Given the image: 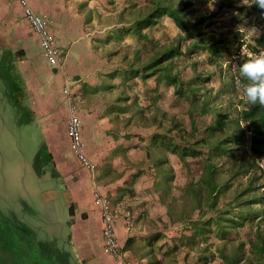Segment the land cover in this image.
I'll use <instances>...</instances> for the list:
<instances>
[{"label":"rangeland","instance_id":"rangeland-1","mask_svg":"<svg viewBox=\"0 0 264 264\" xmlns=\"http://www.w3.org/2000/svg\"><path fill=\"white\" fill-rule=\"evenodd\" d=\"M30 1L35 12L46 18L55 39L60 34L62 44L67 48L61 47L63 70L57 71L42 57L20 6L14 0H0V46L6 44L11 49L21 46L28 61L27 65L20 67L27 85L25 101L19 96L12 98V88L0 69V264H52L50 259H46L49 253L57 259L64 257L63 264H84L74 250L71 228L75 216L78 219L84 214L85 218L81 219H86V214L96 208L89 175L78 165L69 150L66 126L71 109L81 122L86 154L96 166L95 184L107 196L116 215L118 248L126 263L221 264L217 250L224 248L226 253H230L233 246L239 244H242L245 258L252 256L249 241L257 226L264 230L262 218L229 229L224 239L222 235L210 234L199 237L204 240L202 243L189 240L191 221L194 220L188 213L184 214L190 204L187 200L182 201L181 189L200 177L201 158L186 159L184 162L176 157L169 158L168 164L159 168L172 177L164 200L158 198L154 185L151 186L155 177L149 175L138 177L132 185L131 195L124 193L123 196L120 193L123 181L130 182L135 172L131 167L132 162H139L135 156L142 158L148 153L150 159L159 160L157 148L148 149L151 135L166 134L168 125L165 124L171 116H175L176 122L182 127L190 126L186 113L188 103L178 98L171 86L158 82L156 77L147 80L135 77L124 81L119 75L126 66L123 54L126 53L130 58L135 49L141 51L142 57L145 56L136 36L124 30L130 27L131 16L135 13L137 17L150 5V0ZM190 1L193 6L189 11L215 16L213 24L204 29L205 33L214 38L225 35L228 51L221 58L216 57L213 65L208 62L209 56L203 51L174 61L181 81L198 75L209 78L202 79L204 85L198 83V86L203 91L212 88L207 96H213L219 88L228 84L230 76L235 75L232 63H237L242 56L249 58L255 54L252 47L256 37L250 35L247 29L256 26L262 33L264 25L261 26L256 16L248 10L252 0ZM193 13L189 15L191 20ZM157 22L143 33L162 44L170 43L179 34L170 18L163 16ZM229 32H241L242 45L235 43ZM190 41L182 43V50ZM116 70L119 74L113 79L107 77ZM66 82H69L71 103L63 94ZM102 82L113 87L105 89L101 86ZM241 94L238 90L239 98ZM227 95L230 99L223 97L214 105L219 108H227L230 103L236 105L235 95ZM116 97L129 98V101L120 104L126 108L124 112L112 111L111 105ZM19 105H25L29 115H24ZM162 113L164 125H153V116L160 120ZM194 120L202 126L204 121L209 122L210 117L198 119L195 116ZM47 127L54 132L52 144L46 142ZM125 135L130 138L125 139ZM122 148H125L126 153L122 152ZM239 155L249 157L244 150H240ZM262 164L259 163L260 166ZM217 166V181L227 185L218 205V209H221L235 190L245 185V178H232L228 173L229 166L221 161ZM109 168L110 172H114L113 177L124 171L123 178L113 180L111 173L108 174ZM263 184L264 179H261L258 186ZM258 194L264 195V189L260 188ZM167 204L172 207L169 210L172 216L169 215ZM204 207L194 213L193 219L203 213V218L210 216L211 212L205 213ZM181 214H184L182 220H176ZM118 220L124 222L129 236L127 239L135 240L130 244L131 252H123L126 241L121 244L118 238ZM126 220L130 221L129 227L125 224ZM138 222L139 235L134 227ZM21 229L27 230L28 235L24 231V236ZM55 232L56 237H51ZM55 238L60 244L50 245L51 241L55 242ZM100 241L101 263L114 264L112 258L103 251L101 230ZM149 241L152 243L147 245ZM174 247L177 248L172 252ZM135 248H138V252H135ZM204 250L205 258L200 260Z\"/></svg>","mask_w":264,"mask_h":264},{"label":"trees","instance_id":"trees-1","mask_svg":"<svg viewBox=\"0 0 264 264\" xmlns=\"http://www.w3.org/2000/svg\"><path fill=\"white\" fill-rule=\"evenodd\" d=\"M192 6L190 0H150V5L144 11H141L137 17L134 13L129 21L130 27L124 32L136 36V39L142 45L145 56L142 57L141 51H135V49H133L130 58L126 53L123 54V60L126 62L123 71L121 70L122 72L119 74L116 70L115 73L108 74L107 77L113 79L117 73L124 81H129L135 77H139L141 80L156 77L158 82H164L166 85L171 86L175 95L188 103L186 113L190 119V126L188 128L182 127L180 123L176 122L175 116H171L165 124L168 125L166 134L155 133L151 135L148 149L156 147L159 160H154L152 157L150 159L149 154L146 153L136 164L132 162L131 167L135 172L131 176L130 182L123 181L124 186H122L120 193L123 196L124 193L131 195L133 193L132 185L138 177L149 175L151 178L155 177L151 186L154 185L158 198L164 200L168 195L170 188L168 183L170 184L172 177H168L169 174L160 171L159 168L168 164L169 158L176 157L181 162L186 159L201 158L200 177L195 182H188L181 189L182 201L187 200L190 204L184 214L188 213L187 215L192 216V220H194L191 221L192 233L189 240L194 239L198 244L204 241L199 237L215 234L216 236L222 235V239H224V236L229 233V229L238 228L243 226L244 223L257 218L264 219V195L258 194L260 188L264 189V184L258 186L259 181L264 179V106L248 104L242 99V94L239 98L237 91L239 90L242 93L244 81L237 72L234 76H230L228 84L219 88L213 96H207V93H211L213 90L212 88L203 91L198 86V83L204 85L202 79L209 78H202V75H198L189 78L185 82L179 79V70L174 61L176 58L192 56L203 51L209 56L208 62L213 65L216 62V57L221 58L228 51V44L224 40L225 35L214 38L207 36L205 33L204 29L213 24L212 19L215 16L213 14L193 13V11L188 10ZM239 10L241 11V9ZM248 10L256 16L260 25L263 26L264 18L260 16V10L255 4H251ZM192 13L193 18L191 20L189 15ZM163 16L170 18L179 31L176 38L167 44L159 43L153 37L143 33V31L158 23V19ZM229 34L233 37L235 43L242 45L243 35L241 32H229ZM185 40L191 41L182 50V43ZM253 43V52L264 51V30L259 38L253 40ZM245 59L247 58L242 56L237 63ZM101 86L105 89L113 87L106 86L104 82ZM97 90L98 87L95 88V91ZM228 93L235 95L236 105L230 103L227 108H219L214 105L223 97L230 99ZM127 101H129L128 97H116L111 105L112 111L124 112L126 108L120 106V104ZM238 106L241 108H238ZM195 116L198 119L207 116L210 117V120L209 122L204 121L201 126L198 123L196 124ZM161 117L158 120L156 116H153L151 123L161 127L164 125L163 113ZM124 138L128 139L130 137L125 135ZM240 150L247 152L249 157L243 158L239 155ZM122 152L126 153L125 148H122ZM47 155L50 158V154L47 153ZM212 159L217 161L214 162ZM219 161L229 166L228 173L231 174L232 178H245V185L241 189H236L221 209H218V205L220 204V198L227 190V185L226 183L220 184L217 181V163ZM260 162H263L262 166L259 165ZM109 172L110 168L108 174ZM110 173L113 180L114 178L120 180L124 176V171L120 172L117 177L112 176L114 172ZM112 179L110 178V180ZM162 183L164 184L162 185ZM164 185L166 187L163 188ZM202 207L206 209L205 213L211 212L210 216L203 218V213L199 218L193 219L194 213ZM167 208L169 211L172 207L167 204ZM70 211L72 212L71 209ZM169 213L172 216L170 211ZM184 214L175 216V219L182 220ZM21 231L23 230L21 229ZM24 231L27 230L24 229ZM24 231L21 233L23 234ZM26 234L28 235V233ZM26 234L23 235L26 236ZM134 242L135 240L132 238L127 239L123 246V252H131L130 244ZM147 243V245H150L149 243L152 242ZM35 245L37 246V244ZM239 245L233 246L230 253H226L224 248L217 250L221 264H264L263 229L257 226L253 238L249 241L252 256L245 258L242 244ZM176 248H172V252ZM135 252H138V248H135ZM205 252L206 250L200 254V260L205 258ZM49 255L46 259H50L52 264H61L60 260H65L64 257L57 259L56 256L53 257L50 253Z\"/></svg>","mask_w":264,"mask_h":264},{"label":"built area","instance_id":"built-area-1","mask_svg":"<svg viewBox=\"0 0 264 264\" xmlns=\"http://www.w3.org/2000/svg\"><path fill=\"white\" fill-rule=\"evenodd\" d=\"M14 1L20 6L24 20L29 25L32 33L37 37L44 60L57 71H62L63 58L56 46L55 36L49 30L46 18L35 12L30 0ZM63 94L68 102L71 103L70 91L67 85L63 90ZM66 133L69 139L70 153L78 165L88 173L92 183L93 205L98 210L100 216L103 251L112 258L114 264H128L123 260V256L118 248V240L115 233L116 215L110 207L107 196L95 184L96 166L86 154L81 136V122L72 109L67 121ZM125 224L129 227L130 221L126 220ZM135 264L144 263L143 261H138Z\"/></svg>","mask_w":264,"mask_h":264},{"label":"crops","instance_id":"crops-1","mask_svg":"<svg viewBox=\"0 0 264 264\" xmlns=\"http://www.w3.org/2000/svg\"><path fill=\"white\" fill-rule=\"evenodd\" d=\"M35 36V35H34ZM61 35L58 34L56 36V46L60 47L58 48L60 52H62L61 47L63 49H66L67 46H63L61 42ZM38 44V39L35 36ZM58 39V41H57ZM60 39V40H59ZM68 44V43H67ZM65 44V45H67ZM18 48L11 49L9 46L4 44L2 47L0 46V68L2 70V74H6L9 87L12 88L10 92L13 94L11 95L12 98L14 96L20 97L23 101H25V91H26V82L25 75L23 73V70H20L21 65H27L28 61H26L27 56L24 57V49L21 46H17ZM39 48V45H38ZM40 50V48H39ZM62 55V53H61ZM4 70V71H3ZM57 76H60L59 74H56ZM68 86L69 88V82L64 83V87ZM38 90V89H37ZM36 94V93H35ZM17 102V101H16ZM22 113L25 115H29L27 112L26 106L19 105ZM93 117V116H92ZM93 127L97 125H92ZM48 131H46V142H49L52 144L53 139V130L49 127ZM46 128V129H47ZM100 130V128H99ZM98 132V131H97ZM93 135V134H92ZM93 140V138H92ZM91 140V141H92ZM89 143V140H88ZM93 143V142H92ZM89 153V151H88ZM93 159V157H91ZM135 159L138 160L140 158L135 156ZM96 162L99 164V162L96 159ZM86 213V212H85ZM81 215L78 219L75 216L74 218V224L71 228V235L73 238V246L74 250H76L78 257L81 259L84 264H102L101 263V241H100V230H101V224H100V217L99 213L96 210H92L91 213ZM136 229V232H138V235L140 233V224L139 222L136 223L134 226ZM144 230V228L142 229ZM26 232V231H25ZM135 232V235H136ZM27 233V232H26ZM32 235V232H29V235ZM57 233H53L51 237H56ZM61 235V234H59ZM117 235L121 242V244H124L126 239L129 237L126 234V230L124 228V222L123 220H118L117 223ZM62 236V235H61ZM140 237V236H139Z\"/></svg>","mask_w":264,"mask_h":264},{"label":"clouds","instance_id":"clouds-1","mask_svg":"<svg viewBox=\"0 0 264 264\" xmlns=\"http://www.w3.org/2000/svg\"><path fill=\"white\" fill-rule=\"evenodd\" d=\"M251 4H255L260 10V16L264 18V0H252ZM247 30L256 38L261 35V30L256 26ZM232 70L243 78L242 99L250 105L264 106V51L252 54L240 63L233 62Z\"/></svg>","mask_w":264,"mask_h":264},{"label":"flooded vegetation","instance_id":"flooded-vegetation-1","mask_svg":"<svg viewBox=\"0 0 264 264\" xmlns=\"http://www.w3.org/2000/svg\"><path fill=\"white\" fill-rule=\"evenodd\" d=\"M56 239V238H55ZM52 243H50V245H52V244H57V245H59L60 243H59V241H57V239L55 240V242L54 241H51ZM60 242H61V240H60ZM62 243V242H61ZM64 244V243H63ZM60 262L62 263V261L60 260Z\"/></svg>","mask_w":264,"mask_h":264}]
</instances>
